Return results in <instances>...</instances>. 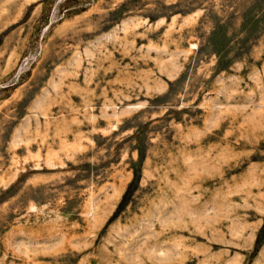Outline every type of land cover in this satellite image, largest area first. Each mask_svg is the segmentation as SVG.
<instances>
[{
    "label": "rangeland",
    "instance_id": "rangeland-1",
    "mask_svg": "<svg viewBox=\"0 0 264 264\" xmlns=\"http://www.w3.org/2000/svg\"><path fill=\"white\" fill-rule=\"evenodd\" d=\"M0 264H264V0H0Z\"/></svg>",
    "mask_w": 264,
    "mask_h": 264
}]
</instances>
